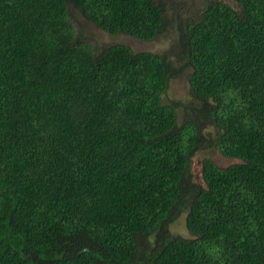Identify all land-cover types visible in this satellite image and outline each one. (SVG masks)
I'll use <instances>...</instances> for the list:
<instances>
[{"label":"trees","instance_id":"obj_1","mask_svg":"<svg viewBox=\"0 0 264 264\" xmlns=\"http://www.w3.org/2000/svg\"><path fill=\"white\" fill-rule=\"evenodd\" d=\"M232 1L0 0V264H264V0Z\"/></svg>","mask_w":264,"mask_h":264},{"label":"rangeland","instance_id":"obj_2","mask_svg":"<svg viewBox=\"0 0 264 264\" xmlns=\"http://www.w3.org/2000/svg\"><path fill=\"white\" fill-rule=\"evenodd\" d=\"M206 1L207 0H164V2L169 3L170 5L174 4L176 7H179L181 10V17L197 15L202 10ZM222 1H225L230 5H236L232 0ZM78 15L79 16L77 17V19L79 21V24L85 31L84 37L88 39L93 46H97L98 48L106 47L116 43H124L129 45L135 51L149 50L154 53H162L165 52L169 47H171L177 34L176 16H170V22L172 21L170 26H168L163 32H161V34H159L155 39L145 41L125 34H108L104 30L96 26L94 23L87 21L84 17H82V14L80 12H78ZM187 73H189V70ZM189 89L190 87L186 79V73L184 72L182 75L178 76V78H175L171 81L169 90L164 96V100L166 102H168L169 99L172 102H187L190 99ZM203 158H210L222 167L236 162L235 159L227 158L222 155L218 148L212 147L207 149H200L196 153L192 161L194 170L197 171L198 174L200 163ZM172 233H180L187 236L182 222H177L173 225Z\"/></svg>","mask_w":264,"mask_h":264}]
</instances>
